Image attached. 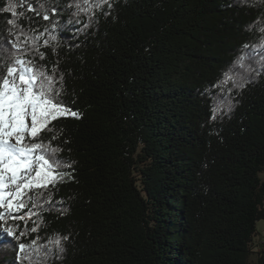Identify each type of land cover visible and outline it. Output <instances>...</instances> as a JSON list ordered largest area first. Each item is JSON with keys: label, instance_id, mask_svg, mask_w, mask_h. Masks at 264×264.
I'll use <instances>...</instances> for the list:
<instances>
[{"label": "trees", "instance_id": "16d2710c", "mask_svg": "<svg viewBox=\"0 0 264 264\" xmlns=\"http://www.w3.org/2000/svg\"><path fill=\"white\" fill-rule=\"evenodd\" d=\"M17 58L80 118L25 138L62 179L0 264H264V0H0V79Z\"/></svg>", "mask_w": 264, "mask_h": 264}, {"label": "snow or ice", "instance_id": "6c2138e0", "mask_svg": "<svg viewBox=\"0 0 264 264\" xmlns=\"http://www.w3.org/2000/svg\"><path fill=\"white\" fill-rule=\"evenodd\" d=\"M55 11L53 9V14ZM44 19H49L47 14ZM8 23L13 25L15 21L9 20ZM56 26L62 27V24L57 22ZM13 47L19 48L15 43ZM41 56L43 57V54ZM25 64L23 59H15L7 68L6 75L0 79V207L7 205V211L0 212V220L6 216L10 217L12 212L20 211L25 206L24 200L17 197H23L29 188L47 187L49 183L54 185L58 179H62L60 174L49 175L57 173L59 161L50 163L42 152L38 154V150H42L44 145L25 143V138H36L53 119L67 116L80 118L78 111L65 106L64 101L59 99L60 89L55 87L57 81L54 77L38 72L35 68H27ZM41 77L43 79H40ZM62 79L61 76L60 80ZM239 86L243 87V84ZM226 110L231 112V103L226 106ZM214 111L218 113L221 108L217 107ZM29 120L30 125L27 122ZM34 165L37 166V170L36 176L32 177ZM43 169L46 171L42 174ZM12 187L15 188V196L12 194ZM22 188L24 192L21 191ZM28 215L31 216L33 213L29 212ZM7 231L9 235H14L13 228L10 227ZM56 243L59 245V240ZM27 247L20 244V253L23 254ZM59 250L64 251L62 247Z\"/></svg>", "mask_w": 264, "mask_h": 264}, {"label": "rangeland", "instance_id": "374dc122", "mask_svg": "<svg viewBox=\"0 0 264 264\" xmlns=\"http://www.w3.org/2000/svg\"><path fill=\"white\" fill-rule=\"evenodd\" d=\"M259 229H260V230L262 229V225H259Z\"/></svg>", "mask_w": 264, "mask_h": 264}]
</instances>
